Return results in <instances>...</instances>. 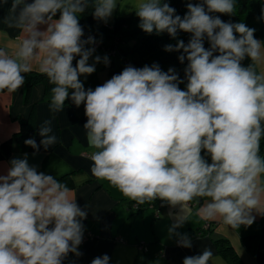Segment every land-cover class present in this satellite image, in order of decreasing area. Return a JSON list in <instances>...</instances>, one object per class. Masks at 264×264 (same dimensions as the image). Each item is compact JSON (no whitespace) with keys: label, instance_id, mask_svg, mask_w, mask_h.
Listing matches in <instances>:
<instances>
[{"label":"clouds","instance_id":"clouds-1","mask_svg":"<svg viewBox=\"0 0 264 264\" xmlns=\"http://www.w3.org/2000/svg\"><path fill=\"white\" fill-rule=\"evenodd\" d=\"M7 3L0 0V7ZM117 8L134 12L145 33L191 34L187 44L165 46L168 52L183 50L178 59L188 61L186 90L173 68L165 72L155 63L127 66L94 90L85 89L80 76L109 60L97 55L88 63L95 49L86 45L96 41L91 35L84 39L80 17L91 9L95 20L107 23ZM186 8L181 17L166 0H11L0 22L22 35L11 50L0 45V92L21 89L25 74L38 66L53 85L51 113L63 111L69 98L76 107L84 105L83 127L94 149L92 176L138 206L160 200L179 207L168 232L178 246L190 249V237L176 231L189 221L184 208L190 202L203 201L200 219L233 230L251 226L253 212L264 215V41L245 23L214 15H235L236 0H199ZM246 58L251 63L244 66ZM51 125L46 119L39 126V145L34 138L25 145L37 151L55 145ZM73 179L80 184L87 176ZM86 217L66 183L38 172L27 153L13 158L7 174L0 175V264H63L70 253L81 256ZM109 262L104 254L91 264ZM183 264L216 261L204 248Z\"/></svg>","mask_w":264,"mask_h":264},{"label":"crops","instance_id":"crops-1","mask_svg":"<svg viewBox=\"0 0 264 264\" xmlns=\"http://www.w3.org/2000/svg\"><path fill=\"white\" fill-rule=\"evenodd\" d=\"M173 1L182 7H186L188 2H199ZM10 6L11 0H8L7 4L0 7V19L7 15ZM132 13L134 12L117 8L109 20L115 16ZM214 15H219L225 22L235 23V15ZM43 27L41 26V30ZM21 35L19 30L7 28L0 22V45H6L11 50ZM97 55L105 56L102 50L94 51L88 63L94 61ZM108 60V65L103 66L106 72L104 80L97 81L95 72L82 75L80 80L84 86L94 90L110 79L109 72L113 64L112 59ZM115 61L119 63L118 59ZM33 71H39L38 66L34 65ZM25 90L24 84L16 92H0V142L16 135V129L20 130V123L30 117V125L34 130L32 138L38 145L42 139L39 136V126L46 119L52 120L51 126L53 134L57 136V143L47 150L40 145L37 151L30 146L20 147V144L15 142L10 155L0 157V175L7 174L13 158H23L27 153L28 163L35 166L38 172L52 175L73 189L77 204L87 211V217L82 221L84 231L91 232L94 237L84 239L78 246L81 256L70 253L63 264H91L92 259L104 254L110 257L109 264H183L185 257L198 255L204 248L213 251L216 264H230L218 252L216 240L219 238L228 242L240 264H264V215L253 212L255 220L251 226L242 225L238 230H233L219 221L200 219L197 212L203 201L190 202L184 208V215L189 221L176 231L186 233L192 241V247L189 249L178 246L177 238L170 236L168 229L174 223L173 218L180 214L179 207L162 205L160 200H156L152 204L140 205V208L135 210V202L123 197L107 181H98L92 176L90 157L94 149L89 146L83 127L87 121L84 105L76 107L71 101L65 104L63 111L53 114L48 106L51 94H45L42 84L34 85L27 98ZM71 91L69 90V93ZM61 170L63 174L58 175ZM78 176H87V179L76 184L73 178ZM205 224L208 228L202 234L195 235Z\"/></svg>","mask_w":264,"mask_h":264},{"label":"trees","instance_id":"trees-1","mask_svg":"<svg viewBox=\"0 0 264 264\" xmlns=\"http://www.w3.org/2000/svg\"><path fill=\"white\" fill-rule=\"evenodd\" d=\"M29 2H31V0H29ZM166 2H168L171 7L175 8L176 14L181 17H183L187 11L186 7L177 5L173 0H166ZM236 4L237 11L235 14V23L243 22L242 17L245 15L261 16V0H236ZM80 24L84 29V39L89 35L93 36L96 43H99V46L95 48V50H102L105 56L112 59L113 65L110 67V78L122 72L126 66L142 68L145 65L151 66L155 63L165 72H167L169 68H173L178 74L179 79L184 81V83L179 84V87L181 90H186L187 80L185 79L184 69L188 61L185 59L184 63H181L178 59L181 54H184L183 50L168 52L165 51V46L168 44L175 45L178 40H183L185 44H187L191 38L190 33L178 32L176 38L169 36L166 32L160 34L153 32L152 34H148L138 26L139 18L135 13L115 16L114 19L104 23L93 18L91 9L86 10V12L81 15ZM92 46L93 45H86V47ZM204 47H210L207 39L204 40ZM216 54L218 53H214V55ZM76 59H79V57ZM115 59H118L119 63L116 62ZM75 62L74 60V65ZM242 63L244 66H247L251 61L246 58ZM103 83H101V85ZM36 84L43 85L46 95L51 94L50 90L53 85L49 84L47 77L39 71H31L25 74L26 98L29 95L30 89ZM84 87L86 90L88 89V86ZM70 102L71 99L69 98L65 101V104H69ZM29 119L30 117L20 123V130L16 135L0 142L1 158L10 155L15 142L19 143L20 147L25 148L27 146L24 141L32 138L34 133ZM202 155L211 163L210 157L205 152L202 151ZM261 155H264V141L261 142ZM216 245L218 252L222 254L230 264H240L235 252L225 239H217Z\"/></svg>","mask_w":264,"mask_h":264},{"label":"rangeland","instance_id":"rangeland-1","mask_svg":"<svg viewBox=\"0 0 264 264\" xmlns=\"http://www.w3.org/2000/svg\"><path fill=\"white\" fill-rule=\"evenodd\" d=\"M261 16H248V15H245L242 17L243 19V23H245L248 27L250 28H254L256 31H255V37L258 39V40H261V41H264V34L261 33L262 31V22H261V19H260ZM95 51H99V50H95ZM103 58V57H101ZM94 61H90L89 64H93ZM104 66V63H103V59L101 60L100 63H96L95 64V74L97 76V81H102L104 80L105 78V69L103 68ZM84 76V75H83Z\"/></svg>","mask_w":264,"mask_h":264},{"label":"built area","instance_id":"built-area-1","mask_svg":"<svg viewBox=\"0 0 264 264\" xmlns=\"http://www.w3.org/2000/svg\"><path fill=\"white\" fill-rule=\"evenodd\" d=\"M99 46V43H95L93 46H92V48H97ZM127 67V66H126ZM133 208L135 209V210H137V209H139L140 208V205L138 206V205H136L135 203L133 204ZM206 228H208V226H207V224H205L204 225V227L202 228V230H199L198 232H196L195 233V235H200V234H202L203 233V231L206 229ZM94 237V235L91 233V232H86V231H84V236H83V240L84 239H89V238H93Z\"/></svg>","mask_w":264,"mask_h":264},{"label":"water","instance_id":"water-1","mask_svg":"<svg viewBox=\"0 0 264 264\" xmlns=\"http://www.w3.org/2000/svg\"><path fill=\"white\" fill-rule=\"evenodd\" d=\"M264 7V0H261V9ZM262 22V34H264V20L261 19Z\"/></svg>","mask_w":264,"mask_h":264}]
</instances>
